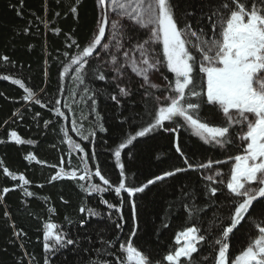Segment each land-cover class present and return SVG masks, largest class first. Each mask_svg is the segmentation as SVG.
Returning a JSON list of instances; mask_svg holds the SVG:
<instances>
[{
  "label": "trees",
  "instance_id": "trees-1",
  "mask_svg": "<svg viewBox=\"0 0 264 264\" xmlns=\"http://www.w3.org/2000/svg\"><path fill=\"white\" fill-rule=\"evenodd\" d=\"M171 2L178 27L190 26L191 31L185 36L186 47L197 60L196 90L200 91L205 89V83L199 73L202 53L195 47L199 43L197 38L219 37L220 28L212 27L219 19L214 13L219 10L226 17L236 5L232 0ZM225 3L228 8L223 7ZM240 3L248 9L254 3L264 7V0ZM73 6L77 8L76 14L71 12ZM99 18L96 0H80L79 4L77 0H0V264H45L46 259L49 264H121L125 259L121 244L126 245L129 237L151 264H168L164 257L178 247L177 234L192 226L200 228L199 234L206 237L193 254L195 264H215V240L222 227L230 225L234 208H229V204L235 199L226 188L232 162L215 161H228L242 153L238 138L241 126L232 127L233 143L225 148L204 143L184 127L178 134L159 129L137 138L121 150L126 186L139 187L165 171L186 168L184 158L175 151L177 139L190 163L199 165L211 160L213 167L177 173L133 197L123 190L117 196L114 187L121 177L114 152L129 133L134 134L150 122L148 109L154 114L157 105L145 95L146 87L138 78L124 73L114 79L116 74L100 55L89 58L83 83L74 79L75 65L61 77L71 58L90 43ZM144 38L133 25H124V32L116 40L122 42L123 48L133 49ZM157 51L162 56V46ZM101 72L105 80L98 79ZM5 76L11 79H4ZM15 79L32 90V100L23 99L26 93L12 82ZM156 80L163 89L174 80V75L165 67L156 72ZM117 85L129 89L130 94L120 96ZM147 90L154 96L166 95L162 90ZM113 95L119 103L111 98ZM192 100L195 102L196 98ZM201 115L212 126H225L224 116L215 106L205 105ZM174 126L171 122L165 124L166 128ZM11 131H16L25 142L18 144L9 139ZM65 133L83 151L69 145ZM30 153L34 160L26 159ZM84 162L92 173L90 179H51L61 168L65 172L77 170L78 176L83 174ZM5 168L17 177L23 174L29 183L22 185L18 178L13 180L5 174ZM97 168L113 188L85 192L81 185L107 187L94 175ZM217 170L223 173L217 179H223L225 184H212L219 189L212 196L210 182L204 177ZM4 188L10 191L4 193ZM25 188L33 195L26 196ZM101 199L116 205L119 211L109 209ZM81 207L94 209L100 215L90 216L87 211L81 212ZM189 209L200 211H193L189 217ZM49 222L57 225L55 232L66 233L76 243L55 254L46 252L43 232ZM221 222L222 226L217 227ZM257 225L264 226V198L254 201L245 219L230 234L231 257L258 236Z\"/></svg>",
  "mask_w": 264,
  "mask_h": 264
},
{
  "label": "snow or ice",
  "instance_id": "snow-or-ice-1",
  "mask_svg": "<svg viewBox=\"0 0 264 264\" xmlns=\"http://www.w3.org/2000/svg\"><path fill=\"white\" fill-rule=\"evenodd\" d=\"M79 2L80 0H77V4ZM96 2L101 9L100 18L97 21V32L90 43L71 58L70 65L64 67L60 74L61 77L69 71L71 65H75L74 79L83 83L85 67L89 64V58L99 56L98 47L103 50L109 49V44L102 43L109 23L112 30L110 39H116L124 32L122 21L127 20L138 26L139 29L146 30L149 35L147 39L136 43L132 49L133 52L139 53L138 58L130 57L129 52L125 51V63L119 64L117 67V56L114 54L111 56L110 62L116 73L114 79L122 76L126 67L129 68L136 76L143 79L142 87H146L145 95L151 97L157 105L154 114L151 109H148L150 122L134 134L129 133L114 152L121 177L119 184L114 187L116 195L119 196L123 190L129 197H133L136 193H143L150 185L175 176L177 173L213 167L214 162L211 160L199 165L190 163L177 139L174 144L175 151L184 158L186 168L177 167L171 171H165L161 175L148 179L139 187L126 186L124 165L120 163L121 150L133 144L137 138L145 137L159 129L178 134L179 129L184 127L204 143L225 148L233 143L230 135L233 126L239 125L241 128H246V131L238 134V138L242 142V153L229 157L228 161H215L216 164L232 162L226 188L229 194L235 198L229 204V208H234L229 217L230 225L222 227L221 235L215 240V245L218 246L215 264H264V226L257 225L258 236L252 239L234 258L230 256L228 242L230 234L245 219L254 201L264 198V7H257L254 3L251 9H248L240 3V0H232L236 7L226 17L219 10L214 13L219 16V19L212 27L214 30L217 27L220 28L219 37L211 39L198 37L199 43L195 45L202 53V58L199 60V73L203 74L201 79L206 84V89L202 87L200 91H197L198 73L195 71L197 60L186 47L188 41L185 39L187 32L191 31L190 26L186 25L184 29L178 27L171 0H96ZM223 7L228 8V4H223ZM71 12L76 14L77 8L73 6ZM108 12L114 13L117 19L109 22ZM191 35L196 36L197 33L191 32ZM160 46H162V56L157 51ZM77 47L79 46L77 45ZM122 47V44L117 40V50ZM165 67L168 72L174 75V80L161 89V85L152 82L151 76ZM3 78L11 79L7 76ZM98 79L105 80L106 77L101 72ZM164 79L167 80V77ZM12 82L24 90L26 93L23 97L24 100L33 99L34 93L21 80L15 79ZM117 87L120 96L130 94L129 89L120 85ZM147 89L162 90L166 95L163 97L154 96ZM193 97L196 98L195 102L192 100ZM111 98L119 103L116 95ZM35 102L40 103L38 99ZM59 103L57 101V104ZM205 105L215 106L218 111L222 112L225 126H212L208 122V118L201 115V110ZM166 122H171L175 126L166 128ZM103 130L101 125V131ZM65 137L69 145L83 151L80 144L74 143L67 133H65ZM83 138L88 139V137ZM9 139L18 144L25 142L21 140L16 131L9 133ZM26 159L34 160L35 157L30 153ZM4 172L13 180L18 178L22 185L29 183L23 174L17 177L7 168L4 169ZM91 175L92 173L89 172L86 162H84L83 174L78 176L77 170L65 172L61 168L51 179L75 180L78 178L83 181L90 179ZM94 175L99 177L103 185L107 187L91 183L87 188L81 185L85 192H105L113 188L110 181L101 175L99 168L96 169ZM222 176L223 173L217 170L214 175L204 177L206 181L210 182L209 191L212 196H215L219 191L217 187L211 186L212 184H225L223 179H217ZM8 191L10 189H3L4 193ZM24 194L26 196L33 195L27 188L24 189ZM101 202L106 204L109 209L115 208L116 211H119L116 205L103 199ZM132 206L133 219L135 220L134 201ZM80 211H87L90 216L100 215L91 208L81 207ZM188 211L189 217H191L193 211L200 210L189 209ZM222 223L217 227H221ZM117 227L119 228L121 225L118 224ZM56 228L57 225L49 222L44 225L43 232V247L46 252L53 254L67 245L76 243L73 239L67 238L66 233L55 232ZM135 231L134 228L132 236L135 235ZM200 231V228L192 226L177 234L176 243L180 246L164 257L168 264H195L193 254L198 252L201 244L206 240L204 235L199 234ZM121 250L125 254V259L121 261V264H151L149 257L133 245L131 237L126 245L121 244ZM45 264H49L47 259ZM97 264H108V261L97 262Z\"/></svg>",
  "mask_w": 264,
  "mask_h": 264
},
{
  "label": "rangeland",
  "instance_id": "rangeland-1",
  "mask_svg": "<svg viewBox=\"0 0 264 264\" xmlns=\"http://www.w3.org/2000/svg\"><path fill=\"white\" fill-rule=\"evenodd\" d=\"M99 9V14L101 13V9L98 7ZM108 17H109V22L113 19H117L116 15L112 12H108ZM123 25H133L130 21H127V20H124L122 21ZM135 28H137L138 30H140L142 32V34H144L146 36V38L144 39H147L148 38V35L149 33L146 31V30H143V29H139L138 26H135L133 25ZM97 32V28H96V31L95 33ZM112 35V30H111V26H110V23H109V26L106 28V34H105V37L103 38L102 40V43H107L109 44V49L108 50H103L102 48H99L98 47V51H99V55L103 58V60L105 61V59L107 60V63L108 65L111 67L112 71H113V65L111 64V56L114 54L117 56V67L119 66V64H124L125 63V57H124V52L127 51L129 52V56H135V57H139V53L137 52H133L132 49H128V48H121L119 50H117L116 48V42L117 40L116 39H110ZM114 41V42H113ZM120 43H122L120 41ZM115 73V72H114ZM124 73H129L131 74L132 76L138 78L142 83H144L143 79L136 76L129 68H125L124 71H123V74ZM116 74V73H115ZM121 77V76H119ZM151 80L153 83H156L157 84V80H156V72L152 74L151 76ZM205 89H206V84H205ZM221 112V111H220ZM243 131H246V128H241V133ZM212 169V168H211ZM211 169H208V170H211ZM255 186V185H254ZM180 246V245H178Z\"/></svg>",
  "mask_w": 264,
  "mask_h": 264
}]
</instances>
